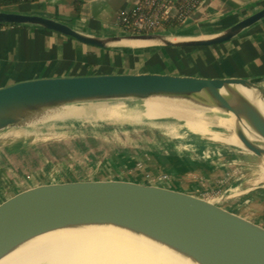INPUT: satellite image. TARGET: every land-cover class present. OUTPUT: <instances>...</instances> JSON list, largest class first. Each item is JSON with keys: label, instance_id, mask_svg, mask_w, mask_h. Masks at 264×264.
<instances>
[{"label": "water", "instance_id": "obj_1", "mask_svg": "<svg viewBox=\"0 0 264 264\" xmlns=\"http://www.w3.org/2000/svg\"><path fill=\"white\" fill-rule=\"evenodd\" d=\"M263 18L264 8L208 39H178V31L100 39L77 32L62 22L68 21L65 18L59 22L44 16L0 11V24L36 25L96 47L146 39L159 40L154 45L164 47L215 46ZM263 82L264 77L209 79L155 72L22 81L0 88V128L33 112L85 99L135 97L142 91L189 93L203 107L199 117L211 121L216 126L212 128L224 131L239 149L264 167V139L259 137L255 141L246 133L234 114L235 104L217 90L238 87L240 90L234 93L253 108L245 94L257 97L251 90ZM203 91L213 92L214 99H208ZM216 108L222 113L218 114ZM5 173L0 178V222L86 219L125 227L166 242L190 256L195 264H264V227L166 184L85 163L20 162Z\"/></svg>", "mask_w": 264, "mask_h": 264}, {"label": "crops", "instance_id": "obj_2", "mask_svg": "<svg viewBox=\"0 0 264 264\" xmlns=\"http://www.w3.org/2000/svg\"><path fill=\"white\" fill-rule=\"evenodd\" d=\"M137 1L82 0L79 15L75 13L77 0H38L3 6L0 11L44 16L59 22L60 18H65L68 21L62 22L77 32L105 39L120 35L118 17L132 10ZM262 8L264 0H202L184 27L178 30L177 37L211 38ZM146 72L209 79L264 77V18L221 44L182 49L123 44L96 47L36 25L0 24V88L45 78ZM251 92L264 98V82L256 84ZM139 102L146 105V99L140 96L80 100L42 110L39 117L30 120L29 126L41 132L51 129L48 125L55 118L60 122L63 118L68 127L75 130L70 135L74 134L72 139H76V129L82 133L93 132L99 123H108L106 112L121 122L120 116L133 114V105ZM37 123L39 126L35 127ZM82 133L78 138L85 137ZM168 157L182 161L170 154L165 156L167 160ZM150 176L151 173H147L145 178L151 179ZM175 185L173 187L180 190Z\"/></svg>", "mask_w": 264, "mask_h": 264}, {"label": "rangeland", "instance_id": "obj_3", "mask_svg": "<svg viewBox=\"0 0 264 264\" xmlns=\"http://www.w3.org/2000/svg\"><path fill=\"white\" fill-rule=\"evenodd\" d=\"M119 31L120 35L116 36L126 35ZM150 97L172 99L177 95ZM140 104L133 105V114L120 116L121 122L106 112L107 124L99 123L93 132L82 133L76 129V139H72L74 134L70 135L75 130L68 127L63 118L61 122L55 118L51 125L47 124L49 130L40 132V129L30 127V120L39 117L41 111L15 120L12 126L0 130V169H3L0 178L6 175L7 169L20 162H31V165L85 163L140 177L151 173L154 182L169 184L174 189L176 184L181 191L210 200L264 227V167L259 161L239 149L222 130L219 131L227 138L222 137L223 140L217 142L176 117L173 119L179 125L177 129L170 131L171 125L166 124L161 128L155 124L159 115L166 118L170 115L159 108L148 107L144 102ZM38 126L37 123L35 127ZM80 132L85 137L78 138ZM118 137L127 139L120 141L116 139ZM167 154L180 157L182 162L170 157L167 160ZM160 165L166 169L158 168ZM163 174L167 178L164 179ZM29 264L49 263L44 260Z\"/></svg>", "mask_w": 264, "mask_h": 264}, {"label": "bare ground", "instance_id": "obj_4", "mask_svg": "<svg viewBox=\"0 0 264 264\" xmlns=\"http://www.w3.org/2000/svg\"><path fill=\"white\" fill-rule=\"evenodd\" d=\"M121 43L140 47L154 45L159 40L146 39L114 44ZM237 89L240 90L235 86L231 89L217 88L235 104L234 114L246 133L255 141L259 137L264 139V100L245 94L248 103L253 106L249 108L234 93ZM139 93L140 97L146 99V106L159 108L163 113L172 116L166 118L165 115H159L158 120L153 118L159 127L171 125L169 128L172 131L177 125L173 119L176 117L214 141L227 138L219 130L212 128L216 126L211 121L199 117L198 114L204 110L194 94L180 93L172 99H160L150 96H161L167 92ZM203 94L210 100L214 99L213 92L203 91ZM216 111L218 114L222 113L218 108ZM15 122L2 126L0 130L9 128ZM116 139L124 141L127 138ZM158 168L164 169L163 166ZM44 260L49 264L59 261L62 264H195L190 256L177 247L112 224L68 217L0 222V264H29Z\"/></svg>", "mask_w": 264, "mask_h": 264}, {"label": "built area", "instance_id": "obj_5", "mask_svg": "<svg viewBox=\"0 0 264 264\" xmlns=\"http://www.w3.org/2000/svg\"><path fill=\"white\" fill-rule=\"evenodd\" d=\"M202 0H138L135 7L118 17L126 35L168 34L180 30ZM163 178L167 175L163 174Z\"/></svg>", "mask_w": 264, "mask_h": 264}, {"label": "trees", "instance_id": "obj_6", "mask_svg": "<svg viewBox=\"0 0 264 264\" xmlns=\"http://www.w3.org/2000/svg\"><path fill=\"white\" fill-rule=\"evenodd\" d=\"M37 1L38 0H0V7L20 4V3L37 2ZM81 5H82V0H77L75 4V13L77 15H79Z\"/></svg>", "mask_w": 264, "mask_h": 264}]
</instances>
